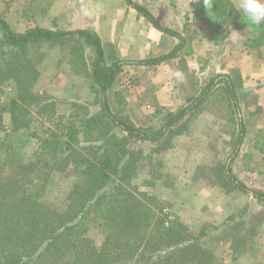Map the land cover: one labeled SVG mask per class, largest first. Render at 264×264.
<instances>
[{"label": "trees", "instance_id": "1", "mask_svg": "<svg viewBox=\"0 0 264 264\" xmlns=\"http://www.w3.org/2000/svg\"><path fill=\"white\" fill-rule=\"evenodd\" d=\"M233 4L215 0L206 20L210 37L218 42L232 28L250 26L243 45L256 50L264 47V25H247ZM133 6L160 27L148 10ZM0 31V89L9 82L16 89L9 102L14 129L4 137L15 149L0 161V264H226L207 246L205 227L197 232L180 218H171L155 196L133 183L143 166H164L173 138L185 132L202 110L215 78L186 106L174 112L159 108L157 126L138 127L122 110L112 111L107 91L124 65L157 64L176 56L177 49L138 62L112 61L92 30L36 26L16 32L0 16ZM48 43L69 48L72 69L89 80L93 98L74 102L70 115L58 116L49 126L42 121L39 130L32 126V109L45 108L34 90L40 78L38 63L45 55L41 47ZM4 112L0 105V129ZM233 138L226 161L217 169L219 183L236 187L264 205V190L247 186L232 173L231 162L244 142V128ZM260 140L262 151L264 134ZM32 141L38 143L32 158L24 166H14L10 157ZM68 170L78 173V180L69 190L67 207L50 209L41 197L52 173ZM238 212L227 217L230 227L242 220L246 210ZM99 228L104 231L100 244L93 234Z\"/></svg>", "mask_w": 264, "mask_h": 264}, {"label": "crops", "instance_id": "2", "mask_svg": "<svg viewBox=\"0 0 264 264\" xmlns=\"http://www.w3.org/2000/svg\"><path fill=\"white\" fill-rule=\"evenodd\" d=\"M132 1L148 10L160 27L127 0H22L25 10L20 17L16 5L21 0H0V15L16 32L36 26L92 30L106 58L112 61L122 58L138 62L177 49L176 56L157 64L124 65L107 91L112 111L117 112L120 105L136 126H156L159 108L174 112L186 106L205 83L215 78L216 85L202 110L190 120L185 132L173 138L162 172L174 181L200 179L196 174L200 166L226 161L233 136L242 127L244 142L231 168L249 186L234 166L257 163L262 158L260 136L264 125L253 126L255 114L264 111V62L260 63L257 55L261 48L229 44L227 38L215 42L210 37L202 0ZM23 17L28 18L30 26L20 22L25 21ZM240 192L247 201L252 199Z\"/></svg>", "mask_w": 264, "mask_h": 264}, {"label": "rangeland", "instance_id": "3", "mask_svg": "<svg viewBox=\"0 0 264 264\" xmlns=\"http://www.w3.org/2000/svg\"><path fill=\"white\" fill-rule=\"evenodd\" d=\"M48 1L45 0L46 3ZM231 1L235 2V0ZM24 10L21 0V4L16 5L19 17ZM27 10L31 12L29 8ZM23 18L25 21L20 22L30 26L28 18ZM249 28L251 27L243 26L240 30L232 28L227 42L243 44ZM0 37H2L1 31ZM41 51L45 55L38 63L40 78L34 92L40 98V106H45V108L41 110V108L34 107L32 109L34 117L32 126L39 130L43 128L42 121L49 126L58 116L70 115L73 112L74 102L91 101L93 98L89 80L81 74H75L72 69L69 48L62 49L59 43L56 45L48 43L41 47ZM257 55L260 63L264 62V47ZM15 95L16 89L13 83L2 85L0 105L5 108V112L3 114L4 128L0 129V161H3L7 154L11 156L15 149L14 145L9 146L10 143L4 141L6 132L14 129L9 102ZM119 109L122 110L120 105ZM255 118L253 126L264 125V111H258ZM18 134L19 131L15 136L17 137ZM37 146L38 143L32 141L20 153L13 155L14 157L8 156V158L13 160L14 166H24L32 158ZM255 150L259 154L258 150ZM259 156L262 158L257 160V163L244 166L238 163L235 164L234 169L238 176L242 173L249 187L264 190V150ZM218 167L219 165L200 166L196 172L200 179L174 181L169 174L164 176L163 167L155 168L145 165L134 177L133 183L140 191L155 196L164 207V212L171 218H180L197 232L205 227L208 230V235L205 237L207 246L215 251L226 264H264V205L253 199L247 201L236 187L221 186L217 173ZM77 180L78 173L73 170L54 171L41 197L42 203L50 209L63 211L68 204L69 190ZM150 182L153 185H150ZM223 190H226L225 193ZM243 210H246V213L242 220H238L230 227L225 217ZM221 216L224 219H221ZM93 234L97 243L100 244L104 236L103 229L99 228Z\"/></svg>", "mask_w": 264, "mask_h": 264}, {"label": "clouds", "instance_id": "4", "mask_svg": "<svg viewBox=\"0 0 264 264\" xmlns=\"http://www.w3.org/2000/svg\"><path fill=\"white\" fill-rule=\"evenodd\" d=\"M195 2L199 3L200 0H195ZM202 3L204 9L210 15L214 10L215 0H202ZM233 8L241 14L242 20L247 25H264V0H235Z\"/></svg>", "mask_w": 264, "mask_h": 264}]
</instances>
